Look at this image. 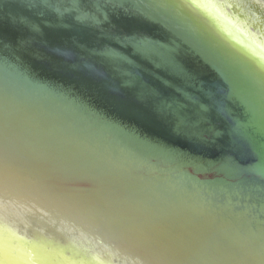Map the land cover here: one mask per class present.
<instances>
[{
	"label": "water",
	"instance_id": "1",
	"mask_svg": "<svg viewBox=\"0 0 264 264\" xmlns=\"http://www.w3.org/2000/svg\"><path fill=\"white\" fill-rule=\"evenodd\" d=\"M0 264H264L263 56L201 0H0Z\"/></svg>",
	"mask_w": 264,
	"mask_h": 264
},
{
	"label": "bare ground",
	"instance_id": "2",
	"mask_svg": "<svg viewBox=\"0 0 264 264\" xmlns=\"http://www.w3.org/2000/svg\"><path fill=\"white\" fill-rule=\"evenodd\" d=\"M201 1L206 5V7L210 10V12H212L214 15H216L222 20L223 24H225L226 28L230 31V33H232L235 36L237 40L239 39L241 42L245 43L247 46L252 47L258 53H260L264 58V46L262 45V43L258 42L257 40H255V37L251 36L250 34L240 29L236 21H233L231 18H227L226 16H223L221 14L220 9L214 3H209L207 2V0H201ZM248 2L250 1L248 0ZM254 5L256 4L253 3L252 7H254ZM258 8L261 10V14H263V16L262 15L261 16L263 19L262 25H264V8L263 9H261L260 7ZM258 21H260V19H258ZM17 222L19 221L17 220Z\"/></svg>",
	"mask_w": 264,
	"mask_h": 264
},
{
	"label": "rangeland",
	"instance_id": "3",
	"mask_svg": "<svg viewBox=\"0 0 264 264\" xmlns=\"http://www.w3.org/2000/svg\"><path fill=\"white\" fill-rule=\"evenodd\" d=\"M248 1V0H247ZM250 2H255V4L257 5L258 4V6L261 8V9H263L264 8V0H249ZM254 16L256 17V15L254 14Z\"/></svg>",
	"mask_w": 264,
	"mask_h": 264
}]
</instances>
